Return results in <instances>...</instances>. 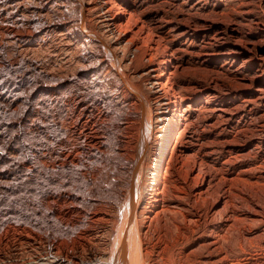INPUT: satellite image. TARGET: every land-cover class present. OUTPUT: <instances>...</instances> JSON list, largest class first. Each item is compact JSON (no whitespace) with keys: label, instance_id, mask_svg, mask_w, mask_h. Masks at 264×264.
<instances>
[{"label":"bare ground","instance_id":"obj_1","mask_svg":"<svg viewBox=\"0 0 264 264\" xmlns=\"http://www.w3.org/2000/svg\"><path fill=\"white\" fill-rule=\"evenodd\" d=\"M38 1L40 12H67L34 27L2 20L0 40L34 45L60 29L79 44L72 55L82 62L40 77L32 66L3 75L0 64V136L8 137H0V176L12 180L0 183V264H264V21L256 0H235L234 16L225 6L207 14L212 0H150L146 8V0ZM210 37L185 48L184 39ZM196 57L216 63L205 89L176 79ZM223 76L233 99L208 110ZM201 104L211 114L202 132L189 120ZM10 149L20 156L5 157ZM10 234L20 239L11 243Z\"/></svg>","mask_w":264,"mask_h":264},{"label":"rangeland","instance_id":"obj_2","mask_svg":"<svg viewBox=\"0 0 264 264\" xmlns=\"http://www.w3.org/2000/svg\"><path fill=\"white\" fill-rule=\"evenodd\" d=\"M143 1L140 0L141 3ZM147 1L150 2V0H146V1H144L146 4L143 2L144 4L142 3L140 6L146 8V6L147 7H148V5L150 6V3L152 4V2H154V1L160 2V0H154V1L151 0L152 2H150V3ZM175 1H173V2H175ZM186 1H188L191 5V3L192 2L194 3L196 0L195 1L194 0H190V1L189 0H182L181 3L184 4V2H186ZM238 1L239 0H236V2H238ZM236 2H235V0H225V1L219 3V2H216V0H212L211 3L208 4L209 6H207V11H208L207 14L222 13V10L225 6V8L228 7V9H230V10H227L225 13L230 14L231 16L232 15L234 16L233 9L235 10L238 8L237 6L234 7L236 5ZM255 2L257 5L256 8H257V12L259 13V17L264 21V15L262 13L264 10L263 9L264 0H256ZM175 3L178 5H181L180 3H178V1H176ZM155 4H157V3H155ZM260 6H261V9H260ZM40 8H41V1H38V0H0V22H2V20L3 21L7 20L6 21L7 23H4V25L13 26L16 28H24V27L31 26V25H32V27H34V26H37L36 24H38L39 20L44 22V23L46 21H47V23L48 22L52 23L54 20L57 19V17H58L57 14L61 15L62 13L64 14V12H67L65 9L60 10L58 8L40 12L39 11ZM188 9H189V7L187 5V10ZM60 18H61V16H60ZM147 18L152 19V20L157 19L156 14L154 16V10H152V12H150L148 14ZM213 19L216 21L223 22L227 18L226 17L221 18L220 16H218V17H214V18L212 17V20ZM193 20H191V24H190L191 26H194L195 24H199V22H200V19H198V18H195ZM27 24H29V25H27ZM59 31H61V32H59ZM45 32L43 34H40V35L38 34V36H37L38 40L35 39L38 41V43H34V45L32 43L29 44L28 42H30V41L28 39L24 40V39H21L15 35L14 36L13 35L8 36V39H6V40H0V62H1L0 64H2L4 66V69L1 70L2 74L6 75L8 73V71H10L12 73V75L14 74L16 76L17 73L24 71L25 67L30 68L32 66L31 67L32 69H34V70L36 69L34 72V74L36 76H34V77H40L41 75L45 74V72L57 75L58 70H60L61 68H63V69L68 68L69 69V68L74 67L77 64V62H82V60L80 58H76L72 55L73 51L80 47V46H78L79 44L76 45L75 44L76 41H74L73 39L68 37L66 35L67 33L65 31L63 32L60 29H54L51 32H49V31H45ZM165 32H168V29H166ZM50 33H51V35H50ZM209 39L211 40V37L210 38H203V39L199 38L196 40L195 39L193 40L190 38H188L187 40L184 39L185 44H186L185 48L186 49L189 48L190 50L198 49L201 45L208 43L210 41ZM71 40H73V41H71ZM5 47L11 50L9 54L5 53ZM262 47H264V45L258 46L257 51L259 53H262ZM8 56H9V58H8ZM15 59L18 63L17 65L14 63ZM8 60H10V62ZM200 60L201 59L196 57L193 60V65L190 66L191 67L190 70H188L187 72H185L184 74H182L181 76H178L176 78L177 81L181 84V86L182 85L191 86L193 88V87H196L195 84H197V87L205 89L208 86V84L211 83L212 78L215 77V75H217L216 71L214 72V66L216 65V63L213 62L214 64L211 63V65H209V66L208 65L204 66L203 64H201ZM12 63H14L15 66L11 69L10 66L12 65ZM221 65L222 64H220L218 66L220 67ZM241 65H243V63H242V61H239L236 63L235 68L237 69ZM13 69H15L17 71H14ZM12 75L8 78H13L14 81L17 82L16 85L18 87H21L24 85V82L22 80L15 79V76L13 77ZM72 75H73V73L71 74V76ZM223 77H221L223 82H221V85H220V87H222V88L219 87V91H220L221 95L217 99L218 101H215V99L211 95V99H210L211 105H208L209 107L206 104H201L198 108L196 106L193 109L191 108L189 111L190 122L191 123L193 122V126L197 125L198 127H200V132H202V126L201 125L204 124L206 121L205 117L208 118L211 116L209 111L207 112V107H208V110L213 109L215 106L217 107L219 102H220V104H222V102L228 103V102L232 101L231 99H233L231 97V95H229V93H227L228 92L227 89L232 88V86H234V83L233 82L231 83V80L228 77H226V76H223ZM226 78H228V79L226 80ZM228 80H230V81H228ZM212 82H213V80H212ZM201 84H203V85H201ZM202 96L203 95L201 93L200 97H202ZM205 102H207V101H205ZM19 104L21 106L20 109L22 110L24 108V106L26 105V102L22 101ZM2 107H4V106L2 105ZM7 110L9 111L11 109L8 108ZM3 114H5V113H3ZM6 115H9V113H7ZM200 119H201V122H200ZM198 120H199L200 124H198L199 123ZM236 120L238 121V119H236ZM31 122H32V120H29V121L27 120L25 122V123H27L26 126L30 127L32 124ZM35 123H36V120H35ZM233 128H231V130ZM17 130H18V128H17ZM40 130H42V129H40ZM27 132H31V134L33 133V131H31L29 129ZM27 132L25 131V133H23V132L20 133V131H19V133L21 135L20 136L21 139L24 136H26L27 138L29 136H31V134L30 133L28 134ZM0 137H1V139H3L2 141H8L7 135L0 136ZM32 141H35V140H32ZM7 154L4 153L3 155L4 156L6 155L5 157H7L8 159H12V158L20 156V154H17L16 151H14V149H10ZM10 154L13 157L10 156ZM1 176H0V183H10V181L12 183L11 179L10 180H3L1 178ZM0 188H1V186H0ZM0 195H1V193H0ZM6 206L7 205L5 204V205H2L1 207H3V209L9 208ZM0 224H3V223H0ZM10 226H13V228H14L15 224H10ZM6 228H9V227L6 225ZM12 234L9 235V236H11L9 239L11 241V243L14 240L20 239L19 235L13 236Z\"/></svg>","mask_w":264,"mask_h":264}]
</instances>
